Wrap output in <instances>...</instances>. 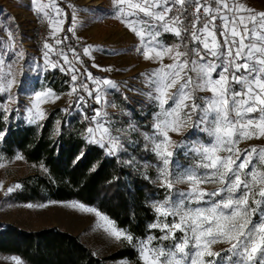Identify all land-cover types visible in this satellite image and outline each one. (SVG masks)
Instances as JSON below:
<instances>
[{"label": "snow or ice", "instance_id": "snow-or-ice-1", "mask_svg": "<svg viewBox=\"0 0 264 264\" xmlns=\"http://www.w3.org/2000/svg\"><path fill=\"white\" fill-rule=\"evenodd\" d=\"M31 2L47 20L52 42L45 39L41 57L31 58L18 38L19 26H12L14 18L8 24L0 21V121L7 122L14 113L28 125L42 127L40 121L48 114L41 105L60 99L46 83L48 73L58 70L67 77V95L75 97V106L69 108L86 122L80 133L84 144L139 171L140 161L130 152L140 148V141L132 138L138 134L143 140L140 150L156 160L144 161L143 167L155 168L152 182L164 190L163 198L148 204L153 220L143 237L118 227L95 207L78 201L68 206L94 213L109 237L136 251L135 264H264V147H239L241 141L264 137V11L241 0H110L112 17L139 37L135 52L158 65L140 74L146 90L124 85L147 101L140 111L149 128L144 131L145 125L132 119L130 111L122 112L129 117L124 126L106 110L117 106L108 97L111 90L121 91V85L95 76L91 69L113 71L96 63L93 54L109 50L69 43V33L79 41V10L68 5L69 17L57 0ZM92 11L93 19L100 18ZM165 34L175 41L166 43ZM165 57L172 62L164 63ZM29 72H35L38 80L43 77V82L30 83ZM22 93L28 105L20 100ZM12 104L17 107L11 108ZM69 108L61 111L71 114ZM189 129L197 133L194 138L186 135ZM56 133L60 134L59 128ZM7 134L0 129V145ZM171 134L182 139L176 141ZM179 151L189 160L187 166L177 158ZM123 155L128 158L122 159ZM84 156L81 151L75 161ZM15 159L24 157L17 154ZM40 169L48 171L43 163ZM180 184L185 189H178ZM21 189L19 183L10 186L5 196ZM217 244L227 247L215 250ZM0 259L24 264L14 255ZM121 259L129 264L127 258Z\"/></svg>", "mask_w": 264, "mask_h": 264}, {"label": "trees", "instance_id": "trees-1", "mask_svg": "<svg viewBox=\"0 0 264 264\" xmlns=\"http://www.w3.org/2000/svg\"><path fill=\"white\" fill-rule=\"evenodd\" d=\"M54 76L67 77L58 70L48 73L47 81L58 90ZM69 111L71 114L60 108L51 110L40 123L42 127L0 121V129L8 130L0 151L5 156L20 154L24 163L33 167L19 180L22 189L14 192L12 198L21 203L78 201L97 208L116 221L118 227L130 228L134 235L143 237L146 225L153 220L148 204L154 198H162V189L121 160L107 157L94 145L86 146L80 136L86 122L80 113L71 108ZM57 128L60 134L56 133ZM81 151L85 156L76 162ZM42 163L47 172L40 169ZM0 254L18 256L25 264H107L121 258L135 264L137 260L136 252L125 246L98 257L78 236L55 227L26 231L9 224L0 227Z\"/></svg>", "mask_w": 264, "mask_h": 264}, {"label": "rangeland", "instance_id": "rangeland-1", "mask_svg": "<svg viewBox=\"0 0 264 264\" xmlns=\"http://www.w3.org/2000/svg\"><path fill=\"white\" fill-rule=\"evenodd\" d=\"M40 2L42 4H48L49 0H40ZM57 2L59 6L63 7L65 12L69 14V17L72 9L69 8L68 5H74L75 8L79 10V25L76 32L79 41L72 38L69 33V43H72L74 46L79 45L82 47L92 45L93 48L109 50L107 52H94L93 54L96 57V63L102 68L110 66L113 68V71L102 72L95 68H93V70L96 72V74H94L95 76L110 78L121 85V91L111 90V95L108 97L109 100L114 101L117 105L114 108L108 107L106 109L111 119L126 126L129 117L122 115V112L130 111L132 113V119L139 121L141 125H145L142 130H149L146 126L147 122L140 116L141 105L147 103L145 97L139 95L137 92L128 91L127 88L124 87L125 83H127L128 87L146 90L142 82L143 78L140 74L158 66L151 61L144 60L141 55L135 52V46L139 44V37L127 29L123 23L112 17L110 0H57ZM247 2L258 9V11H264V0H247ZM0 10H2L0 11V21L4 24H8L10 23L9 18H14L12 26H19L18 38L22 41V47L26 51V54L31 58L39 59L41 57V50L37 46L38 39L36 37V31L38 20L42 18L43 14L41 13L38 15L37 12L33 10V3L31 0H0ZM92 10L99 13L100 18L93 19ZM45 21L48 24L47 20ZM67 26L68 23L66 22L65 28H67ZM49 31H51L50 27ZM164 39L168 44L175 41V37L171 34H165ZM80 47H78V50H80ZM69 54L71 57V53ZM53 59H56V57L53 56ZM171 62L172 61L168 57H165L164 63L167 64ZM28 79L30 83L34 85H39L43 82V77L38 80L35 72H29ZM52 79L58 81V90H53L60 95V99L56 100L54 103L51 101L44 103L41 105L42 108H44L48 114L51 110L56 108L65 109L70 105L74 107V96L67 95L70 88L68 84L64 83L66 79H60L58 76H54ZM46 83L50 86L48 81H46ZM37 90H39L38 87ZM203 94L207 95V93ZM125 95L127 96V100L124 99ZM20 100L24 105L30 103L27 96L23 93L20 94ZM10 107L15 109L17 105L12 104ZM96 107L99 106L96 105ZM21 110L23 111V109ZM41 122L42 121H40V123ZM4 123L7 125L27 124L24 122L23 117L16 116L14 113L9 115L8 121ZM171 135L176 141L182 139L181 136L175 134ZM186 135L194 138L197 133L189 129ZM200 135L203 136V134ZM132 138L134 140H139L140 148H142V138L139 137L138 134H133ZM253 146L258 149L264 147V137L244 140L241 141L239 145L241 149H250ZM140 148L136 150L130 149L131 154L135 155L137 160L140 161L139 171L134 168L132 169L136 170L144 178L145 175H147V180L158 187V183L152 182L157 176L155 168L148 167L145 169L143 167L144 161L153 164L156 163L155 157L151 153H144ZM16 155L17 154L12 156L3 155L4 159L0 161V163L3 164V166L0 167V185H2V187H0V227L1 225L9 224L26 231H39L41 229L55 227L78 236L79 240L98 257H105L124 246L131 248L125 242H118L114 238L109 237L101 227L102 222L95 217L94 213H87L69 207L68 205L74 200L21 203L12 198L13 193L5 196L8 187L19 183L20 179L33 171V167L25 164L23 160H16ZM176 155L182 166L188 165L189 160L185 159L182 151L177 152ZM127 158V155L122 156V159ZM185 187L186 185L184 184L177 185V188L180 190L185 189ZM206 187L212 189L216 187V185H206ZM162 193L164 196L163 189ZM29 204L34 205V207L29 208L27 206ZM41 204L46 205V207H39L38 205ZM86 206L93 207L89 205ZM155 234L159 235L160 233L156 230ZM177 235L180 234L177 233ZM225 247L227 246L222 244L214 246L215 250H220ZM0 256L13 255L0 254ZM0 264H8V261L0 259ZM107 264H122V259L110 260ZM129 264L133 263L129 261Z\"/></svg>", "mask_w": 264, "mask_h": 264}, {"label": "built area", "instance_id": "built-area-1", "mask_svg": "<svg viewBox=\"0 0 264 264\" xmlns=\"http://www.w3.org/2000/svg\"><path fill=\"white\" fill-rule=\"evenodd\" d=\"M191 10H194V8H191ZM49 27H48V24L46 23V21L41 18L38 20V23H37V31H36V37H37V46L38 48L41 50L42 48V44L44 42L45 39H49L48 38V33H49ZM49 42H52L50 39H49Z\"/></svg>", "mask_w": 264, "mask_h": 264}, {"label": "crops", "instance_id": "crops-1", "mask_svg": "<svg viewBox=\"0 0 264 264\" xmlns=\"http://www.w3.org/2000/svg\"><path fill=\"white\" fill-rule=\"evenodd\" d=\"M241 2L247 4L249 7H252V8H254V9H256L255 7L251 6L250 3L247 2V0H246V1H245V0H241ZM256 10L258 11V9H256Z\"/></svg>", "mask_w": 264, "mask_h": 264}]
</instances>
